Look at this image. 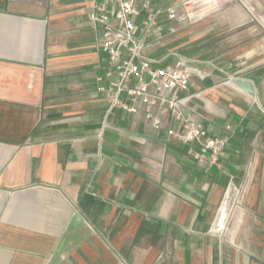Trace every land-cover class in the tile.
<instances>
[{
	"label": "crops",
	"instance_id": "obj_1",
	"mask_svg": "<svg viewBox=\"0 0 264 264\" xmlns=\"http://www.w3.org/2000/svg\"><path fill=\"white\" fill-rule=\"evenodd\" d=\"M183 1L154 0L179 17L149 53L189 69L209 134L232 125L213 166L169 113L110 109L94 0H0V264H264V0Z\"/></svg>",
	"mask_w": 264,
	"mask_h": 264
},
{
	"label": "built area",
	"instance_id": "obj_2",
	"mask_svg": "<svg viewBox=\"0 0 264 264\" xmlns=\"http://www.w3.org/2000/svg\"><path fill=\"white\" fill-rule=\"evenodd\" d=\"M193 2L184 0L182 7L188 9ZM178 17V7L164 9L154 0H94L89 18L102 29L100 48L110 62L107 72L97 79L98 90L108 95L110 109L134 113L139 110L136 104L142 103L155 129L162 126L156 109L169 113L179 126L169 128L168 135L182 143H199L200 150L191 147L190 154L205 166L218 165L229 146L232 125H226L223 135L209 134L204 120L185 109L181 92L190 84L189 69L181 64H163L175 52L162 57L149 53L177 33Z\"/></svg>",
	"mask_w": 264,
	"mask_h": 264
},
{
	"label": "water",
	"instance_id": "obj_3",
	"mask_svg": "<svg viewBox=\"0 0 264 264\" xmlns=\"http://www.w3.org/2000/svg\"><path fill=\"white\" fill-rule=\"evenodd\" d=\"M234 84H236L237 86L241 87L242 89H244L245 91H247L248 93L255 95V89L253 84L248 81V80H241V79H233Z\"/></svg>",
	"mask_w": 264,
	"mask_h": 264
}]
</instances>
